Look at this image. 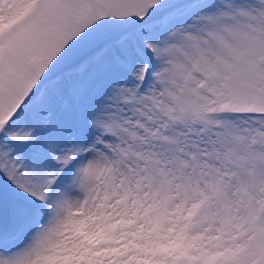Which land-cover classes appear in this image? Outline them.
Listing matches in <instances>:
<instances>
[{"label":"snow or ice","instance_id":"6c2138e0","mask_svg":"<svg viewBox=\"0 0 264 264\" xmlns=\"http://www.w3.org/2000/svg\"><path fill=\"white\" fill-rule=\"evenodd\" d=\"M0 264H264V0H0Z\"/></svg>","mask_w":264,"mask_h":264}]
</instances>
